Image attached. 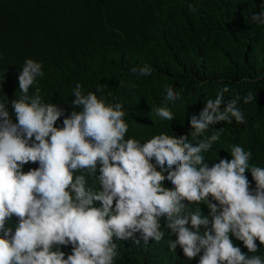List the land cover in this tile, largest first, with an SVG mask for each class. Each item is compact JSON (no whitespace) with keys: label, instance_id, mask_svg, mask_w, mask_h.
Wrapping results in <instances>:
<instances>
[{"label":"clouds","instance_id":"1","mask_svg":"<svg viewBox=\"0 0 264 264\" xmlns=\"http://www.w3.org/2000/svg\"><path fill=\"white\" fill-rule=\"evenodd\" d=\"M251 20L264 26V9ZM130 71L143 77L153 69ZM43 76L40 62L25 59L11 114L0 99V264H115L118 242L159 243L162 222L175 236L169 250L179 247L187 261L264 264L250 255L264 247V167L238 144L229 145L230 159L209 166L205 157L224 132L214 125L246 123L238 105L255 101L253 91L225 100L230 89L222 87L189 117V132L141 142L128 136L123 104L97 95L103 85L85 93L77 83L65 115L39 87L30 93ZM179 98L165 86V103ZM152 111L175 119L166 106ZM30 164L37 166L25 171Z\"/></svg>","mask_w":264,"mask_h":264},{"label":"trees","instance_id":"2","mask_svg":"<svg viewBox=\"0 0 264 264\" xmlns=\"http://www.w3.org/2000/svg\"><path fill=\"white\" fill-rule=\"evenodd\" d=\"M262 9L264 0H0V99L11 114L18 75L31 58L42 64L44 76L30 93L39 87L45 102L68 115L77 83L85 93L103 85L97 95L123 104L128 136L143 142L161 132H189V117L222 87L230 89L225 100L251 90L255 101L238 105L246 123L214 125L224 132L205 157L209 166L230 159L229 145L238 144L252 151L250 162L264 167V26L251 20ZM145 65L153 69L150 76L130 71ZM166 85L180 93L175 102L165 103ZM153 105L168 107L175 119L161 120ZM162 231L159 243L118 242L115 264H198L199 257L187 261L179 247L171 252L168 240L175 236L163 222ZM250 255L264 256V247Z\"/></svg>","mask_w":264,"mask_h":264}]
</instances>
